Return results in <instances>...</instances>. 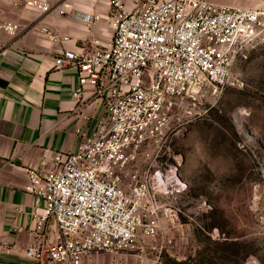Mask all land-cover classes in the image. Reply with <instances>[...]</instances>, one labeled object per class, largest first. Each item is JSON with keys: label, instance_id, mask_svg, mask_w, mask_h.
<instances>
[{"label": "built area", "instance_id": "obj_1", "mask_svg": "<svg viewBox=\"0 0 264 264\" xmlns=\"http://www.w3.org/2000/svg\"><path fill=\"white\" fill-rule=\"evenodd\" d=\"M0 1L51 9L40 0ZM109 3L111 44L64 50L55 62L57 68L77 69L80 87L74 97L81 100L93 91L103 101L105 118L57 168L47 169L43 161L42 168L25 169L27 190L44 202L43 214L35 211L34 217H41L40 227L50 221L54 231L51 242L26 250L38 264H82L94 255L134 253L140 236L158 234L160 197L170 192L169 181L162 169L136 167L168 135L187 101L206 88L215 95L225 88L237 59L264 34L259 10L208 0H140L126 12L123 0ZM0 29L16 36L20 26L0 22ZM42 33L61 40L48 28Z\"/></svg>", "mask_w": 264, "mask_h": 264}, {"label": "rangeland", "instance_id": "obj_2", "mask_svg": "<svg viewBox=\"0 0 264 264\" xmlns=\"http://www.w3.org/2000/svg\"><path fill=\"white\" fill-rule=\"evenodd\" d=\"M136 168L164 170L170 192L160 197L158 234L140 236L122 261L264 264V34L222 91L184 104Z\"/></svg>", "mask_w": 264, "mask_h": 264}, {"label": "crops", "instance_id": "obj_3", "mask_svg": "<svg viewBox=\"0 0 264 264\" xmlns=\"http://www.w3.org/2000/svg\"><path fill=\"white\" fill-rule=\"evenodd\" d=\"M40 1L51 5L49 12L0 1V22L20 26L16 36L0 29V264H38L26 257V250L54 237L50 221L40 227L41 217H34L35 211L43 214L44 202L27 190L25 169L42 168L43 161L47 169L57 168L60 159L92 137L106 116L103 101L93 91L81 100L74 97L80 87L77 69L57 68L55 62L64 50L79 53L93 42L111 44L109 0ZM208 1L264 11V0ZM139 2L123 0L124 10L133 11ZM88 16L98 20L88 23ZM43 28L61 40H48ZM124 255H94L82 264H126Z\"/></svg>", "mask_w": 264, "mask_h": 264}, {"label": "bare ground", "instance_id": "obj_4", "mask_svg": "<svg viewBox=\"0 0 264 264\" xmlns=\"http://www.w3.org/2000/svg\"><path fill=\"white\" fill-rule=\"evenodd\" d=\"M241 116V115H240ZM238 119H240V118H238Z\"/></svg>", "mask_w": 264, "mask_h": 264}]
</instances>
